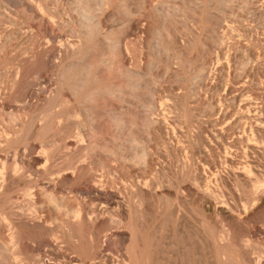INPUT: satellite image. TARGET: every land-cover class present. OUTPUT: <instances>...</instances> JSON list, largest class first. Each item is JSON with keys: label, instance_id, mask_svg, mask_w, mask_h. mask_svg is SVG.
Listing matches in <instances>:
<instances>
[{"label": "rangeland", "instance_id": "rangeland-1", "mask_svg": "<svg viewBox=\"0 0 264 264\" xmlns=\"http://www.w3.org/2000/svg\"><path fill=\"white\" fill-rule=\"evenodd\" d=\"M45 1L57 17L56 23L69 31L54 53L45 55L49 66L54 62L57 66L55 71L47 69L51 73L45 70L42 77L32 78L33 82L44 83L33 86L37 95L28 101L14 99L11 71L0 64V104L8 107L5 112L0 107V133L4 135L0 134V153L10 156L21 148L23 158L28 160L33 142L32 147H42L43 143L56 152L58 163L65 159L78 163L80 156H90L87 164L79 163L80 171L66 174L58 183L62 192L68 193L66 197L85 202L86 210L92 203L102 209L89 215L94 218L89 227L75 224L73 231L80 245L75 248H88L85 252L90 257L100 256L101 260L110 254L115 259L109 261L115 260L114 264H122L129 252L136 256L134 264H222L228 254L233 255L235 264H252L256 255L252 253L254 244L250 246L253 242L246 245L248 249L242 248L244 239L251 237L263 256L264 202L259 204L256 198L264 195V0ZM0 2V47L22 45L26 39L22 33L18 39L11 38L20 35L21 25L14 26L13 20L23 1ZM7 21L13 23V31L8 25L7 29ZM82 30L87 39L82 37ZM57 92L69 93L67 99L73 100L51 106L50 96ZM29 104L31 108L26 110ZM49 107L50 115L59 121L55 130L47 126L50 116L42 117ZM18 109H22L24 121L20 131L21 126L15 125L22 120ZM9 113L16 114H12L14 122ZM3 118L9 125L13 122L10 126L18 127L14 131L21 136L20 143L11 148L3 141L11 138L3 133L9 130L4 128ZM74 123L85 129L78 130ZM34 127L37 132L30 133ZM28 132L34 139L27 138ZM79 132L85 134L84 142L70 149L62 145L75 140ZM38 134L47 137L41 139ZM89 141L94 142L92 146ZM97 143L104 144V150L103 146L96 148ZM7 183L0 191L3 199L17 194L22 186ZM210 201L213 209L207 207ZM47 225L53 227L55 221ZM4 228L0 232V264H42L40 260L59 264L56 259L61 251L45 241L44 227L35 229V238L23 246L10 239L8 226ZM68 233H60L66 242L63 244H68L63 255L75 254L80 259L78 250L73 248V252L68 247ZM103 233L107 238L96 244ZM216 250L226 256L217 257Z\"/></svg>", "mask_w": 264, "mask_h": 264}, {"label": "bare ground", "instance_id": "bare-ground-1", "mask_svg": "<svg viewBox=\"0 0 264 264\" xmlns=\"http://www.w3.org/2000/svg\"><path fill=\"white\" fill-rule=\"evenodd\" d=\"M23 3H22V8L17 10L15 14V19L13 20V23H14V26L16 25H21L19 27V30L18 32L20 31V35H16L15 37H12L11 39L14 38H19L18 36L21 37V33L22 35L25 36L26 39H24L22 45H12L11 43L8 44V47L7 46H3V47H0V51L2 52V55H0V64L2 65H5L7 66L8 68L7 69H10V73H11V76H12V82H11V85H10V89H11V93L13 94V97L14 99L18 102L20 101H24V100H29L30 98H32L34 95H37L35 92H33V86H38L41 84V82L39 81H36V82H33L32 81V78L35 77L36 79L38 77H42L43 76V73L45 72V70L49 69H52L54 70L56 68V62L54 63H51L50 66H49V63L47 61L49 60H46L45 59V55L47 56V54H52V52L54 53V49H57L56 46H58L57 44H59L58 42H61V40L67 36H65L68 31L65 29V27L63 25H60L57 24L59 22L56 23V21L54 20V16L55 14H53V10L52 12L50 11V9H47L48 5H46V1L43 0V2L39 1V0H22ZM45 1V2H44ZM82 1V0H81ZM50 2V1H49ZM79 2V0H78ZM1 3V2H0ZM70 3V2H69ZM75 3V2H74ZM99 3V2H98ZM4 5V4H3ZM83 5V3H82ZM98 5V4H97ZM50 6V5H49ZM66 6V5H65ZM90 6V5H89ZM94 6V5H93ZM115 6V5H114ZM55 7V6H54ZM61 7V6H60ZM86 7V6H85ZM7 9V8H6ZM61 9V8H60ZM77 9V8H76ZM82 9V8H81ZM84 9V8H83ZM96 9V8H95ZM28 10L30 11V13L28 14ZM62 11V10H61ZM56 12L58 13L59 10H56ZM85 12V10L83 11ZM13 13V12H12ZM56 13V14H57ZM82 13V12H81ZM64 14V12H63ZM12 15V14H11ZM61 15V14H60ZM98 15V14H97ZM5 16V15H4ZM59 16V15H58ZM80 17V16H79ZM87 17V16H86ZM57 18V17H56ZM19 19H22V22L18 24V20ZM61 19V18H60ZM67 19V18H66ZM82 19V18H81ZM4 21V20H3ZM70 21V20H69ZM87 21V20H86ZM5 22V21H4ZM97 22V21H96ZM95 22V23H96ZM6 23V27L7 25L9 26V28L11 29L10 27V24L11 26H13L12 24L13 23H10L9 24V21H7ZM4 24V23H3ZM65 24V23H63ZM71 24V23H70ZM68 24V25H70ZM76 24V22H75ZM83 24V23H82ZM94 24V22H93ZM81 25V24H80ZM85 25V24H84ZM95 25V24H94ZM66 26V25H65ZM3 27V26H2ZM78 27V26H77ZM70 28V26H69ZM72 28V27H71ZM74 28V27H73ZM81 28V27H80ZM84 28V26H83ZM4 29V28H3ZM8 29V27H7ZM6 29V30H7ZM75 29V28H74ZM12 30V29H11ZM14 30V29H13ZM12 30V31H13ZM73 30V29H71ZM80 31V29H78ZM89 30V29H87ZM2 31V30H1ZM76 31V30H75ZM79 31H77L79 33ZM83 31V30H82ZM81 31V32H82ZM198 31V30H197ZM73 32V31H72ZM85 32L84 34H80L83 38L84 36H86V31H83ZM90 32V31H87V33ZM110 32V31H109ZM24 33V34H23ZM71 33V32H70ZM14 34V33H13ZM89 34V33H88ZM228 34V33H227ZM15 35V34H14ZM72 35V33H71ZM70 35V36H71ZM77 35V34H76ZM104 35V34H102ZM69 36V35H68ZM78 36V35H77ZM75 36V37H77ZM80 36V37H81ZM89 36V35H87ZM91 36V35H90ZM89 36V37H90ZM74 37V36H73ZM86 38V37H85ZM84 38V39H85ZM88 38V37H87ZM86 38V39H87ZM91 39V38H90ZM21 40V39H20ZM81 40V39H80ZM109 40V39H108ZM13 40H11L10 42H12ZM17 41V40H16ZM83 41V40H82ZM87 41V40H85ZM89 41V40H88ZM220 41V40H219ZM43 42V43H42ZM76 42V41H75ZM81 42V41H80ZM205 42V41H204ZM14 43V42H12ZM77 43V42H76ZM21 44V43H20ZM73 44V42L71 43ZM70 44V46H71ZM109 44V43H108ZM6 45V43H5ZM61 45V44H59ZM66 45V44H65ZM191 45V44H190ZM69 46V47H70ZM75 46V45H74ZM87 46V45H86ZM108 46V45H107ZM82 47V46H81ZM73 48V47H72ZM76 48V47H75ZM64 49V48H63ZM68 49V48H67ZM77 49V48H76ZM80 49V48H79ZM84 49V48H83ZM209 49V48H208ZM54 50V51H53ZM73 50H75L73 48ZM93 50V49H92ZM105 50V49H104ZM59 51V50H58ZM63 51V50H62ZM72 51V50H71ZM91 51V49H90ZM224 51V50H223ZM64 52V51H63ZM69 52V51H68ZM87 52V51H86ZM92 52V51H91ZM94 52V51H93ZM256 52V51H255ZM184 53V52H183ZM73 54V53H72ZM86 54V53H85ZM100 54V53H99ZM64 55V54H63ZM94 55V54H93ZM196 55V54H195ZM53 55H50V57H52ZM72 56V55H71ZM86 56V55H85ZM92 56V53L91 55ZM193 56V55H192ZM49 57V58H50ZM89 57V56H88ZM98 57V56H97ZM96 57V58H97ZM177 57V55L175 56ZM221 57V54L220 56ZM48 58V59H49ZM90 58V57H89ZM91 58H95V57H91ZM194 58V57H193ZM86 59V58H85ZM84 59V60H85ZM220 59V58H219ZM89 60L88 58L86 59V61ZM96 60V59H94ZM85 61V62H86ZM109 61V60H108ZM88 62V61H87ZM91 62V61H90ZM93 62V60H92ZM134 62V61H133ZM38 63L42 64V67L41 65H38ZM58 63V62H57ZM72 63V62H71ZM74 63V62H73ZM80 63V62H79ZM89 63V62H88ZM174 63V62H173ZM85 66H86V63H84ZM83 64V65H84ZM59 65V64H58ZM133 65V64H132ZM111 66V65H110ZM109 66V67H110ZM188 66V65H187ZM84 67V66H83ZM88 67V66H87ZM112 67V66H111ZM189 67V66H188ZM69 68V67H67ZM79 68H82L79 67ZM90 68V67H89ZM65 68H63L64 70ZM118 69V68H117ZM2 70V69H1ZM50 70V71H52ZM81 69H79L80 71ZM87 70V69H86ZM102 70V69H101ZM202 70V69H201ZM49 71V70H47ZM46 71V72H47ZM49 71V72H50ZM55 71V70H54ZM65 71H67L65 69ZM83 71H85L83 69ZM62 72V69L61 71ZM78 72V70L76 71V73ZM51 73V72H50ZM64 73V71H63ZM72 73V72H71ZM80 73V72H79ZM84 73V72H83ZM89 73V72H88ZM46 74V73H45ZM75 74V73H74ZM73 74V75H74ZM118 74V73H117ZM6 75V74H5ZM65 74H63L64 76ZM67 75V74H66ZM72 75V76H73ZM76 75V74H75ZM84 75V74H83ZM123 75V74H122ZM125 75V74H124ZM51 76V75H50ZM85 76V75H84ZM80 77V76H79ZM65 78V77H64ZM74 78V77H73ZM72 78V79H73ZM83 78V77H82ZM85 78V77H84ZM4 79V78H3ZM81 79V78H80ZM90 79V78H89ZM127 79V78H126ZM8 80V79H7ZM59 80L61 81V79L59 78ZM77 80V79H76ZM97 80V79H96ZM45 81V80H44ZM82 81V80H81ZM80 81V82H81ZM85 81V80H83ZM39 82V83H38ZM48 82V80H47ZM68 82V81H66ZM4 83V82H3ZM44 82H42L43 84ZM82 83V82H81ZM120 83V82H119ZM41 84V85H42ZM126 84V83H125ZM133 84V83H132ZM49 85V84H48ZM116 85V84H115ZM71 87V84L69 85ZM111 86V85H110ZM133 86V85H132ZM5 87V86H4ZM9 87V85L7 86ZM44 87V86H43ZM46 87V86H45ZM67 87V86H66ZM65 87V88H66ZM112 87V86H111ZM119 87V86H118ZM184 87V86H183ZM64 88V89H65ZM72 88V87H71ZM73 88H76V87H73ZM129 88V87H128ZM3 89V88H2ZM41 88H39L40 90ZM44 89V88H43ZM63 89V88H62ZM70 88H68L69 90ZM67 90V89H66ZM65 90V91H66ZM74 90V89H73ZM35 91V90H34ZM59 91V90H58ZM43 92V90H42ZM68 92V91H67ZM74 92V91H73ZM129 92V90H128ZM45 93V92H44ZM58 93V92H57ZM65 93V92H64ZM93 93V91H92ZM7 94V93H6ZM39 94V93H38ZM73 94V93H72ZM70 95L69 93L67 95L63 94V93H58L56 96H50L52 97L51 98V101H50V104L51 106H54L56 103H63L64 102L66 104H68L70 101H72L73 97L71 99H67V97L69 98ZM74 95V94H73ZM90 95V94H89ZM116 95V94H115ZM1 96V95H0ZM120 96V95H119ZM118 96V97H119ZM133 96V95H132ZM135 96V95H134ZM12 97V95H11ZM43 97V95H42ZM49 97V95H48ZM47 97V98H48ZM49 97V98H50ZM110 97V96H109ZM136 97V96H135ZM39 98V97H38ZM102 98V97H101ZM112 98V97H111ZM110 98V99H111ZM137 98V97H136ZM42 99V98H40ZM45 100V99H44ZM50 100V99H49ZM100 100V99H99ZM31 101V100H30ZM48 101V100H47ZM76 102V101H75ZM81 102V101H80ZM1 103V101H0ZM21 103V102H20ZM46 103V102H45ZM56 104V105H57ZM65 104V105H66ZM75 104V103H73ZM77 104V103H76ZM105 104V103H104ZM25 105V104H24ZM33 105V104H32ZM40 105V104H39ZM39 105H36L35 107L33 106L32 108L35 109L36 107H38ZM47 105V104H46ZM62 105V104H61ZM65 105H62V106H65ZM110 105V104H109ZM30 106V104H29ZM26 106L30 110L31 106ZM45 106V105H44ZM0 107L2 108V110L5 112L6 108L7 107V104H0ZM25 107V106H24ZM43 107V105H42ZM118 107V106H117ZM18 108V107H17ZM23 108V107H22ZM51 108L52 107H49L48 109H46L45 111H43V115L42 117H48L50 116V121L47 122V126H51L53 127V129L55 130L54 127H57V125L59 124V121H57L55 118L52 117L51 114ZM57 107L55 106V108L53 109H56ZM70 108V107H69ZM72 108V107H71ZM76 108V107H75ZM73 108V109H75ZM78 108V107H77ZM76 108V109H77ZM244 108V107H243ZM25 109V108H24ZM23 109V110H24ZM32 109V110H33ZM67 109V108H66ZM71 109V110H73ZM65 110V109H64ZM80 110V109H79ZM98 110V109H97ZM9 110H7L6 112L8 113ZM18 111H20V109H18ZM22 111V109H21ZM21 111L19 114H21ZM63 111V110H62ZM67 112V110H65ZM94 111V110H93ZM3 112V113H4ZM26 114H27V111H25ZM24 112V113H25ZM29 112V111H28ZM61 112V110H60ZM64 112V111H63ZM70 112V111H68ZM76 112V110H75ZM116 112V111H115ZM132 112V111H131ZM136 112V111H135ZM7 113H4V114H7ZM16 113V112H15ZM15 113H9V114H15ZM31 113V112H30ZM40 113V112H39ZM62 113V112H61ZM72 113V111H71ZM74 113V112H73ZM17 114V113H16ZM16 114L14 116H16ZM65 114V112L63 113V115ZM77 114V113H76ZM111 114V113H110ZM115 114V113H114ZM121 114V113H120ZM134 114V113H133ZM10 115V116H11ZM28 115V114H27ZM62 115V114H61ZM105 115V114H104ZM9 115H7L8 117ZM22 114L18 117H21ZM25 116V114L23 115ZM60 115H58L57 117H59ZM72 116V115H71ZM75 116V114H74ZM1 117V116H0ZM5 117V115H4ZM16 117V118H18ZM26 117V116H25ZM24 117V118H25ZM56 117V116H55ZM61 117V116H60ZM70 117V116H68ZM89 117V116H88ZM11 118V117H10ZM15 118V117H14ZM13 118V115H12V120L14 119ZM22 120L21 122L19 121V124L17 122V124L15 125H19L21 127H15V128H18V131L21 130L22 126H23V117H21ZM21 118H18L19 120ZM45 118V119H46ZM67 118V117H65ZM62 117V119H65ZM73 118V117H72ZM4 119V122L5 121V118ZM7 119V118H6ZM41 119V118H40ZM44 119V120H45ZM74 119H77L76 117ZM11 119H9V122L12 121ZM116 120V119H115ZM2 121V120H1ZM33 121V119H32ZM38 121V120H37ZM36 121V122H37ZM42 121V120H41ZM48 121V120H47ZM75 121V120H73ZM72 121V123H73ZM14 122V120H13ZM13 122H10L11 124H14ZM16 122V121H15ZM28 122V120L26 121ZM34 122V121H33ZM32 122V123H33ZM71 122V121H70ZM8 121L6 122V124H4V128L6 129H9L8 131L6 130L5 132V136H11V138H2V140L4 141V143L6 142L5 144V147L7 148H11L12 145H14L15 143L21 141V136H16L17 132L14 131L16 130L15 128L13 129V126H10ZM46 123V122H45ZM44 123V124H45ZM28 124V123H27ZM37 125V123H35ZM64 124V123H63ZM68 124V123H67ZM75 124V123H74ZM2 125H3V122H2ZM77 126V129L79 127H82V125H78L77 123L75 124ZM25 126V125H24ZM65 126V125H64ZM63 126V127H64ZM75 126V127H76ZM62 127V126H61ZM70 127V126H69ZM84 127V126H83ZM82 127V128H83ZM2 128V127H1ZM13 130H11V129ZM31 128V127H30ZM29 128V129H30ZM39 128V127H38ZM42 128V127H41ZM60 128V127H59ZM87 128V127H86ZM91 128V126H90ZM90 128H88L89 130H91ZM58 129V128H57ZM85 129V128H83ZM5 130V129H4ZM60 130V129H59ZM58 130V131H59ZM74 130V129H73ZM79 130V129H78ZM87 130V129H86ZM23 131V130H22ZM21 131V132H22ZM25 128H24V132H25ZM51 131V130H50ZM57 131V130H56ZM75 131V130H74ZM88 131V130H87ZM93 132V129L91 130ZM91 131H88L91 132ZM120 131V130H119ZM2 133V131H0ZM37 132V128H33L32 130H30V133H35ZM42 130L40 131V134H41ZM83 132V131H81ZM0 133V134H1ZM27 133V132H26ZM24 133V134H26ZM30 133L28 132V135H30ZM67 133V132H66ZM88 133H87V137H88ZM40 134H38V138H41V139H45L47 137L46 136H39ZM51 134V133H50ZM78 136L75 140L73 141H67V142H64V144L62 143V145L67 148V149H70L72 147H74L75 145H79V142L83 141L85 139V134L84 133H77ZM76 134V135H77ZM49 135V134H48ZM91 135V134H90ZM89 135V136H90ZM4 136L3 134H1V137ZM14 136V137H13ZM52 136V135H51ZM24 137V136H23ZM32 136H27L28 139H30ZM53 137V136H52ZM60 139V137H58ZM57 138V139H58ZM75 138V137H74ZM89 138V137H88ZM1 139V138H0ZM31 139H34V138H31ZM30 139V140H31ZM57 139L55 138V141H57ZM62 139V138H61ZM60 139V140H61ZM25 140V139H24ZM49 142L52 141V139L48 140ZM47 141V143H49ZM97 141V140H95ZM101 141V140H100ZM44 142V141H43ZM54 142V140H53ZM59 142V140L57 141ZM56 142V143H57ZM84 142V141H83ZM91 144V142L93 141H89ZM98 142V141H97ZM29 143V142H28ZM27 143V144H28ZM33 143V142H32ZM31 143V144H32ZM41 143V142H39ZM46 143V142H44ZM46 143V144H47ZM82 143V142H81ZM87 143V142H85ZM94 143V142H93ZM99 143V142H98ZM97 143V144H98ZM29 145L31 148H28L32 151V156H30L31 158L28 159V160H25L22 156V153L23 151H21L20 149L18 150H15L13 151L14 154H12L11 152V155H14L13 157H11V155L9 156L8 155H3L0 153V191L1 189L4 188V186H7V182H9V184L11 183L12 185H21L22 183V186L19 187V192H17V194L15 195H12V196H8L6 197L5 199H3L1 196L0 198V219L1 221L3 222V224H1L0 226V232L3 233V228L8 226L10 228V239L13 241H17L16 243L18 244H22V246L24 244H26L27 240L28 239H32V238H35L34 236V233H35V229H42V227H44L43 229H45V233L47 234V238H46V242L49 243L50 245L52 246H57L59 247V251H61V254H59L60 256L57 257L56 260H58L59 264H110L111 262V257L113 258L112 255L110 254H107V256H105L104 259H100L98 256H91L89 255V249L87 252H85V248L84 251H81L75 247H79L80 245H78V240L76 239V235L74 233V228H75V224H79V226L81 225H85V226H90L91 223H92V219L91 214H94L96 212V210H99L101 209V207H98V205L96 204H91L90 208L88 210H86V207H85V202L84 203H77L76 200H75V197H66V194L65 195V191L64 193L62 192V188H60L58 186V183L62 181V179L64 178V176L66 174H70V173H73L74 170H77L80 171L81 168L79 166V163L81 162H85L86 159H89L88 158H84V153H80L81 155L83 156H80V161L78 159V163H73L70 159H65V161L63 163H58L57 160H58V157L57 159L54 158V153L56 155V152H52V151H49L47 148L49 147H45V145L42 143V147H38L35 145V147H32V145ZM36 144V143H35ZM61 144V143H60ZM59 144V145H60ZM96 144V142H95ZM93 144V145H95ZM113 144V143H112ZM120 144V143H119ZM38 145V144H37ZM28 146V147H29ZM48 146V145H47ZM82 146V144H81ZM79 146V147H81ZM92 146V144H91ZM97 146H103V148L101 147V149L104 150V144L100 145H96L95 147L97 148ZM13 147V146H12ZM89 147V146H88ZM87 147V148H88ZM17 148V147H15ZM23 148V147H22ZM100 147H98L99 149ZM13 149V148H12ZM27 149V150H28ZM55 149V148H54ZM57 149V148H56ZM79 149V148H78ZM93 149V148H92ZM107 149V148H106ZM102 150V151H103ZM87 151V150H86ZM100 151V149H99ZM101 151V152H102ZM5 152V151H4ZM63 152V151H62ZM79 152V151H78ZM104 152V151H103ZM102 152L99 153V155H103L104 153ZM66 153H69V152H66ZM111 153V152H110ZM109 153V155H111ZM24 154V153H23ZM30 154V155H31ZM107 154V153H106ZM105 154V155H106ZM113 154V153H112ZM25 155V154H24ZM27 155V154H26ZM64 155V154H63ZM59 156L61 159V157L63 156ZM86 157L87 155L89 154H85ZM91 155V154H90ZM57 156V155H56ZM66 156V155H65ZM75 156V155H74ZM97 156V155H96ZM104 156V155H103ZM102 156V157H103ZM83 157L84 159L82 160ZM94 157V156H93ZM68 158V157H66ZM101 158V157H100ZM104 158V157H103ZM102 158V159H103ZM56 159V160H55ZM97 159V158H96ZM105 159V158H104ZM62 160V159H61ZM76 160V159H75ZM74 160V161H75ZM101 160V159H100ZM63 161V160H62ZM60 161V162H62ZM92 161V160H91ZM103 161V160H102ZM105 161V160H104ZM103 161V162H104ZM89 162V160L87 161ZM93 162V161H92ZM92 162H90L89 164H92ZM123 162V161H122ZM86 163V162H85ZM85 163H81L82 165H85ZM96 163V162H95ZM105 163V162H104ZM104 163H102L104 165ZM87 164V163H86ZM100 164H101V161H100ZM101 164V165H102ZM116 165V164H115ZM62 166L64 167V169H62ZM100 166V165H99ZM85 167V166H84ZM113 167V166H112ZM95 168V167H94ZM116 168V167H115ZM68 169H72L73 171L69 172ZM84 169V168H83ZM99 169V168H98ZM111 169H114V168H111ZM83 171V170H82ZM95 174V173H94ZM93 174V175H94ZM103 174V173H102ZM74 175H76V172L74 173ZM80 175V174H79ZM78 175V176H79ZM96 176V175H95ZM74 177V176H73ZM76 178V177H75ZM82 178V177H81ZM102 178V177H101ZM94 180V179H93ZM103 182V181H102ZM59 183V184H60ZM110 183V182H109ZM24 184V186H23ZM250 185V184H249ZM91 187V186H90ZM201 191V190H200ZM254 191V190H253ZM240 192V191H239ZM71 193V192H70ZM73 195V194H72ZM257 200V203L260 204V202H264V195H261V196H258L256 198ZM76 202V203H75ZM211 204V201L209 202ZM208 204V208H214L213 204ZM259 204H256V205H259ZM96 205V206H95ZM173 205V204H172ZM207 205V204H206ZM255 205V206H256ZM102 210V209H101ZM137 212V211H136ZM137 216V215H136ZM54 220L55 221V226H51V225H47L49 221L51 220ZM101 219V218H100ZM166 222V220H165ZM113 223V222H112ZM54 224V223H52ZM93 224V223H92ZM84 226V227H85ZM204 227V226H203ZM47 228V229H46ZM5 229V228H4ZM85 229V228H84ZM88 229V228H87ZM86 229V230H87ZM170 229V228H169ZM63 231H67L69 232V238L71 240V245L68 246L70 247V249H72L71 251H73L74 249H77L76 251L80 254H78L80 256V259H77L76 257L77 256H74V255H68L66 258L65 256L63 255V251L62 250H67V245L63 244V241L65 242V240L63 239L62 241V235L60 233H63ZM208 231V230H207ZM76 232V231H75ZM88 232V231H87ZM106 232V231H105ZM114 233V232H113ZM66 234V233H64ZM67 234V235H68ZM89 234V233H88ZM112 234V233H110ZM44 235V234H43ZM65 235V236H67ZM109 235V234H108ZM191 235V234H190ZM89 236V235H88ZM7 238V237H6ZM82 238V237H81ZM104 238V239H103ZM107 238V233H103L102 236L98 237L97 240H96V244L97 243H100V241H104L105 239ZM184 238V237H183ZM259 238V237H258ZM68 239V238H67ZM103 239V240H102ZM36 240V239H35ZM39 240V239H38ZM108 240V239H107ZM262 240V239H261ZM13 241V242H14ZM209 241V240H208ZM6 242V241H4ZM45 242V243H46ZM101 242V243H102ZM241 242V241H240ZM244 246L242 244V248L245 249L246 245L250 244L251 242H253L252 244H250V246H252L253 244V248L255 247L254 251L252 252L253 254H256V255H252V264H264V255L261 256V254L259 253V248H258V245L256 242V240H253L251 237L247 238V239H244ZM42 243V242H41ZM44 243V244H45ZM66 243V242H65ZM68 243V242H67ZM154 243V242H153ZM3 244V243H2ZM5 244V243H4ZM3 244V245H4ZM14 244V243H13ZM40 244V243H39ZM38 244V245H39ZM43 244V245H44ZM103 244V243H102ZM103 246V245H102ZM100 246V247H102ZM5 247V246H4ZM72 247V248H71ZM87 247V246H86ZM142 247V246H141ZM194 247V246H193ZM197 247V246H196ZM195 247V248H196ZM55 248V247H54ZM74 248V249H73ZM237 248V247H236ZM248 249V246L246 247ZM5 249V248H3ZM27 249V248H26ZM82 249V248H81ZM82 249V250H83ZM198 249V248H197ZM261 249V248H260ZM24 250V249H23ZM28 250V249H27ZM30 250V249H29ZM34 250V249H33ZM110 250V249H109ZM219 250V249H218ZM243 250V249H242ZM252 250V248H251ZM5 251V250H4ZM20 251V250H19ZM102 251V250H101ZM114 251V250H113ZM28 252V251H25V253ZM32 253V251H30ZM75 252V251H73ZM88 253L87 255L88 256H85V253ZM193 252V251H192ZM204 252V251H203ZM241 252V251H240ZM251 252V251H250ZM38 253V252H37ZM59 253V252H58ZM67 253V252H66ZM65 253V255H66ZM69 253V252H68ZM97 253V252H96ZM115 253V251H114ZM242 253V252H241ZM244 253V251H243ZM261 253H263L262 249H261ZM8 254V253H7ZM28 254V253H27ZM26 254V255H27ZM57 254V253H55ZM113 254V253H112ZM117 254V253H116ZM77 255V253H76ZM114 255V254H113ZM175 255V254H174ZM188 255V254H187ZM223 256L225 255L226 256V253L224 251H217L216 250V256L219 257V256ZM244 256V254H242ZM241 255V256H242ZM247 255V254H246ZM39 256H43L42 254L39 255ZM57 256V255H56ZM124 256V255H122ZM201 256V255H200ZM38 257V256H37ZM119 257V256H118ZM247 257V256H246ZM28 258V257H27ZM30 258V257H29ZM28 258V259H29ZM39 258V257H38ZM79 258V257H78ZM99 258L98 261H96V259ZM207 258V257H206ZM239 258V257H238ZM5 259V258H4ZM10 259V258H8ZM13 259V258H12ZM41 259V257H40ZM43 259V258H42ZM53 259V258H52ZM115 259V258H113ZM209 259V258H208ZM245 259V258H244ZM251 259V257L249 258ZM27 260V259H25ZM30 260V259H29ZM110 260V261H109ZM247 260V258L245 259V261ZM10 261V260H9ZM28 261V260H27ZM115 261V260H114ZM113 261V262H114ZM117 261L119 262L120 260L117 259ZM133 261H136V256L135 254H131L129 252V254L126 256L125 255V258H123L121 260V262H123L122 264H134ZM40 262L42 264H48L46 262V260H40ZM49 262V261H48ZM55 262V261H54ZM111 263V264H114V263ZM248 262V260H247ZM31 263V262H30ZM209 263V262H208ZM50 264V263H49ZM55 264V263H54ZM184 264V263H183ZM222 264H235L234 260H233V255L232 254H228L227 255V260H224Z\"/></svg>", "mask_w": 264, "mask_h": 264}]
</instances>
